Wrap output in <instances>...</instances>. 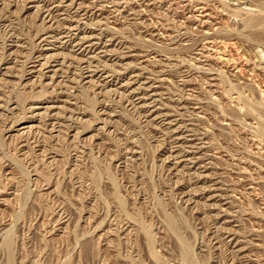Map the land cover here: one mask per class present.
Segmentation results:
<instances>
[{"label": "rangeland", "instance_id": "1", "mask_svg": "<svg viewBox=\"0 0 264 264\" xmlns=\"http://www.w3.org/2000/svg\"><path fill=\"white\" fill-rule=\"evenodd\" d=\"M0 264H264V0H0Z\"/></svg>", "mask_w": 264, "mask_h": 264}]
</instances>
